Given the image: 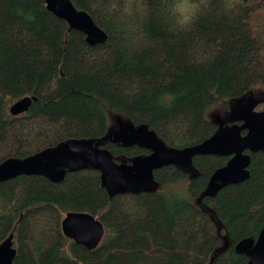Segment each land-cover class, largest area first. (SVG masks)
<instances>
[{"label":"trees","instance_id":"trees-1","mask_svg":"<svg viewBox=\"0 0 264 264\" xmlns=\"http://www.w3.org/2000/svg\"><path fill=\"white\" fill-rule=\"evenodd\" d=\"M107 34L85 35L47 9L45 0H0V164L71 139L109 151L116 163L149 153L108 136L110 117L147 125L169 148L202 143L218 128L205 112L264 84V0H208L188 32L170 28L171 0H70ZM215 89V92L210 90ZM174 96L159 106L162 94ZM29 97L27 110L10 105ZM231 123H241L235 119ZM249 177L205 194L229 156L196 155L188 175L153 171L154 192L110 194L100 172H69L60 182L19 175L0 182V243L13 235V264H248L235 250L264 228V151L250 152ZM188 182L187 197L167 186ZM93 215L104 228L92 250L63 235L67 213Z\"/></svg>","mask_w":264,"mask_h":264},{"label":"water","instance_id":"water-1","mask_svg":"<svg viewBox=\"0 0 264 264\" xmlns=\"http://www.w3.org/2000/svg\"><path fill=\"white\" fill-rule=\"evenodd\" d=\"M47 9L65 20L73 29L81 31L89 45L106 41L107 34L83 10H77L70 0H45ZM31 98L23 97L13 102L9 111L18 115L29 107ZM256 100L240 102L238 114L241 123L218 124L215 133L202 143L183 149L167 147L147 125L130 129L120 125L111 136L119 146L137 145L149 151L132 163H116L109 151L90 141L71 139L51 150L34 156L12 158L0 164V182L19 175H41L51 182H60L69 172L93 169L100 172L101 186L110 194L154 192L158 184L153 171L172 165L185 174L195 172L196 155L229 156L227 163L209 179L205 194L218 192L230 184H238L249 177L250 156L246 151H264V108L256 110ZM62 233L75 243L92 250L103 235V224L93 215L82 212L67 213L61 221ZM9 235L0 243V264H13L16 247ZM235 250L245 254L248 264H264V228L256 240L244 238Z\"/></svg>","mask_w":264,"mask_h":264},{"label":"clouds","instance_id":"clouds-1","mask_svg":"<svg viewBox=\"0 0 264 264\" xmlns=\"http://www.w3.org/2000/svg\"><path fill=\"white\" fill-rule=\"evenodd\" d=\"M235 4L233 0H223L221 10L228 14L233 11ZM209 10L208 0H171L170 5L167 8V14L170 18V28L174 32H188L190 31L200 20V18ZM215 92V89L210 90ZM251 92L253 95L264 94V84H255L251 86ZM174 100V96L169 93H164L158 98V105L163 107H170ZM219 105L216 108L210 109L209 115L212 111L218 110ZM170 197L175 196L178 198V193H168Z\"/></svg>","mask_w":264,"mask_h":264},{"label":"rangeland","instance_id":"rangeland-1","mask_svg":"<svg viewBox=\"0 0 264 264\" xmlns=\"http://www.w3.org/2000/svg\"><path fill=\"white\" fill-rule=\"evenodd\" d=\"M245 100H256L258 102V105L256 107L257 111H260L264 108V94L262 95H253L252 92H249L248 94L233 99L232 101H229L227 106L222 105L219 106L218 110L212 111L211 115H209L210 109L216 108L217 106L210 107L206 110L205 116L217 122L218 124L227 125L229 121L235 120L239 118L238 114V106L240 102ZM120 125L124 126L125 128H132V126L129 124L127 120H122L120 117L112 118L110 117L108 122V136L112 137L111 135L119 130ZM188 182L189 178L187 180L180 181L178 183H172L167 186L168 190L170 192H176L178 193V197H187L188 196ZM1 208H5L8 210V206L4 204L2 200H0V212Z\"/></svg>","mask_w":264,"mask_h":264},{"label":"bare ground","instance_id":"bare-ground-1","mask_svg":"<svg viewBox=\"0 0 264 264\" xmlns=\"http://www.w3.org/2000/svg\"><path fill=\"white\" fill-rule=\"evenodd\" d=\"M239 107V106H238Z\"/></svg>","mask_w":264,"mask_h":264}]
</instances>
